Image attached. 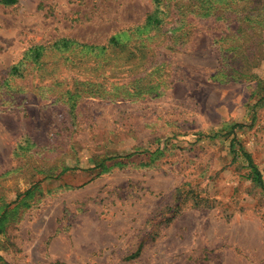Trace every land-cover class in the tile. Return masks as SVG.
Segmentation results:
<instances>
[{"label": "rangeland", "instance_id": "1", "mask_svg": "<svg viewBox=\"0 0 264 264\" xmlns=\"http://www.w3.org/2000/svg\"><path fill=\"white\" fill-rule=\"evenodd\" d=\"M240 146L264 0H0V264H264Z\"/></svg>", "mask_w": 264, "mask_h": 264}, {"label": "trees", "instance_id": "2", "mask_svg": "<svg viewBox=\"0 0 264 264\" xmlns=\"http://www.w3.org/2000/svg\"><path fill=\"white\" fill-rule=\"evenodd\" d=\"M11 3H15L17 0H7ZM155 1H158V0H155ZM158 18H153L152 16H150L148 18V22L147 23H157L159 20H157ZM111 42L112 43H118L119 40L116 38V37H113L111 39ZM62 44L63 47L65 48H68L70 47L71 45H73L74 43L77 45V46H88V44H85V43H80V42H77L73 39H69V38H64L61 40L60 42ZM104 49V47H102ZM35 52L38 55H40L41 51L39 50V48H35ZM238 125V124H237ZM241 125V124H239ZM236 125H234L233 127H235ZM234 143V142H233ZM234 145H231V148H233ZM239 150L241 151V153H243V155H245V157H247V161H248V165L249 167L251 168V172L249 174V176L252 178L253 181H255L257 184H259L260 186H263L264 187V180H263V175L261 173V171L258 169V167L255 165L254 163V160H252L250 154L248 152H246L244 150V148L242 146H240Z\"/></svg>", "mask_w": 264, "mask_h": 264}]
</instances>
